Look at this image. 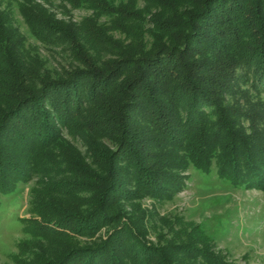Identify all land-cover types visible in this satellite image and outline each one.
<instances>
[{
    "label": "trees",
    "instance_id": "16d2710c",
    "mask_svg": "<svg viewBox=\"0 0 264 264\" xmlns=\"http://www.w3.org/2000/svg\"><path fill=\"white\" fill-rule=\"evenodd\" d=\"M53 1L0 0V191L40 177L27 231L61 246L32 264H233L184 227L148 243L122 204L172 199L192 166L264 190V0Z\"/></svg>",
    "mask_w": 264,
    "mask_h": 264
},
{
    "label": "rangeland",
    "instance_id": "374dc122",
    "mask_svg": "<svg viewBox=\"0 0 264 264\" xmlns=\"http://www.w3.org/2000/svg\"><path fill=\"white\" fill-rule=\"evenodd\" d=\"M48 5L59 17L65 16L63 2L60 0ZM71 11L75 20H81L91 13L84 8ZM13 15L15 25L30 42L37 43L29 35L25 21L15 7ZM42 51L50 58L47 48ZM51 61L54 64L60 62L53 58ZM65 134V138L72 141L79 152L86 153V147L79 138L66 132ZM0 142L4 144V141ZM13 146L10 145L9 148L12 149ZM49 166L56 170L63 168L59 164ZM189 174L187 186L172 199H123L122 208L144 230L145 240L156 246L161 243L183 244L186 242L181 232L184 227L187 231H193V238L198 242L196 244L216 246L213 254H220L233 264H264V190L233 186L228 178L219 175L215 165L210 171L192 166ZM48 177L59 178L52 174ZM38 178L40 177L17 182L10 192L0 191V264H32L40 262L43 256L49 259L55 257L57 250L61 249V246H49L46 241L33 239L29 230L27 231L29 223L32 224L31 220L39 218L33 204V200L40 198L42 189ZM199 225L204 230L202 233L195 230ZM171 226L174 229L171 230ZM107 234V229L102 228L96 238H106ZM130 247H125L122 251L116 246L120 253L142 257L130 250ZM126 262L131 264V258H127Z\"/></svg>",
    "mask_w": 264,
    "mask_h": 264
}]
</instances>
